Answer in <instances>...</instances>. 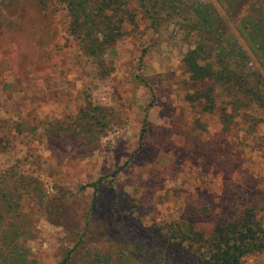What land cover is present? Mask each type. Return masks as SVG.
Returning a JSON list of instances; mask_svg holds the SVG:
<instances>
[{"label":"rangeland","instance_id":"obj_1","mask_svg":"<svg viewBox=\"0 0 264 264\" xmlns=\"http://www.w3.org/2000/svg\"><path fill=\"white\" fill-rule=\"evenodd\" d=\"M255 1L219 7L226 37ZM175 21L153 28L138 12L94 59L56 0H0V172L28 189L33 264H59L89 221L141 261L193 264L168 229L208 238L244 204L264 207V121L228 124L219 85L213 111L188 100L183 58L198 36ZM245 264H264V252Z\"/></svg>","mask_w":264,"mask_h":264},{"label":"trees","instance_id":"obj_2","mask_svg":"<svg viewBox=\"0 0 264 264\" xmlns=\"http://www.w3.org/2000/svg\"><path fill=\"white\" fill-rule=\"evenodd\" d=\"M56 1L66 11L70 33L79 39L84 54L94 59L125 35L138 12L148 18L153 28L176 20L174 23L184 33L198 36L195 47L183 58L192 86L188 100L204 101L213 111L219 85L228 98V124L234 117H249L256 120V125L264 121V0L250 4L249 13L228 37L219 7L225 3L232 6L234 0ZM204 83L214 86L203 89ZM144 132L145 129L140 143ZM21 183L20 176L0 172V264H33L26 246V237L33 233L32 223L22 209L26 196L23 191L28 189L19 187ZM86 187L97 191L98 182ZM88 224L90 227L80 233L75 246L66 250L59 264H155L148 259L141 261L137 249L125 243H105L108 228L93 233L91 221ZM168 230L176 249L186 244L193 264H245L251 256L264 252V207L252 202L244 204L231 218L217 221L208 238L187 223Z\"/></svg>","mask_w":264,"mask_h":264}]
</instances>
